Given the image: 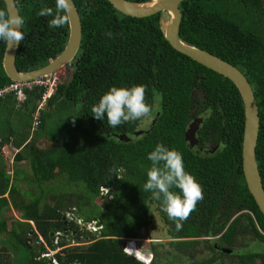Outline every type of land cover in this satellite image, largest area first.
Returning <instances> with one entry per match:
<instances>
[{
	"label": "trees",
	"instance_id": "obj_1",
	"mask_svg": "<svg viewBox=\"0 0 264 264\" xmlns=\"http://www.w3.org/2000/svg\"><path fill=\"white\" fill-rule=\"evenodd\" d=\"M14 1L25 18L16 67L20 72L42 68L63 51L68 24L49 28L53 17L37 16L42 7L54 8L55 0ZM73 2L81 44L68 80L57 85L39 110L38 127L32 131L44 87L25 89L27 99L19 107L12 94L0 98V146L18 149L15 161L30 167L28 175L13 168L11 177L0 153V264H51L40 251L54 249L56 233L87 243L66 247L61 236V249L52 258L57 264H145L124 249L139 230L152 226L154 212L173 242L167 252L152 245L149 264H220L217 247L237 244L236 236L251 235L264 244V216L242 173L244 106L235 85L170 47L160 28L166 13L133 18L107 0ZM0 9L6 10L3 0ZM179 9L180 39L235 66L253 89L260 118L255 157L264 189V0H181ZM5 46L0 41V88L12 83L2 69ZM140 84L147 86L146 101L152 107L151 121L144 127L139 120L111 127L106 114L104 120L94 118L92 106L112 86ZM194 107L203 122L196 133L198 143L190 148L184 134ZM40 139L44 148L36 144ZM158 143L180 151L185 170L203 186V200L179 231L161 202L143 187L151 167L148 154ZM22 183L27 188L34 184L37 195L29 196ZM62 186H75L77 194H55L50 196L53 205L44 202ZM98 196L106 201L101 207L94 203ZM11 208L20 220H11L8 227L2 214ZM70 208L84 224L95 222L100 228L91 232L66 219L65 209ZM197 246L205 257H186ZM238 259L241 264H264V252L240 254Z\"/></svg>",
	"mask_w": 264,
	"mask_h": 264
},
{
	"label": "water",
	"instance_id": "obj_2",
	"mask_svg": "<svg viewBox=\"0 0 264 264\" xmlns=\"http://www.w3.org/2000/svg\"><path fill=\"white\" fill-rule=\"evenodd\" d=\"M3 1L6 10L19 13L14 0ZM107 1L121 14L133 18H146L158 13H166L168 18L160 21V28L165 41L170 47L194 62L228 79L235 85L244 106V129L241 148L242 173L248 192L252 196L260 213L264 216V189L255 157L260 118L253 89L244 74L230 63L206 51L188 45L180 39L179 28L182 13L179 5L181 0H150L146 2H132L129 0ZM72 5L71 20L68 23L69 33L67 43L63 51L55 59L50 60L46 66L29 72H20L16 67V55L20 43L12 49H8L7 45L5 46L2 69L11 82H28L40 77H47L58 69L71 64L79 50L82 37L80 17L73 0ZM201 122V118L193 120L185 131L184 138L190 148L198 143L196 133ZM214 150L215 148L210 152L213 153ZM37 241L39 242V240ZM54 248L56 247L54 246ZM42 251L46 252L44 249ZM134 257L139 259L135 255Z\"/></svg>",
	"mask_w": 264,
	"mask_h": 264
},
{
	"label": "clouds",
	"instance_id": "obj_3",
	"mask_svg": "<svg viewBox=\"0 0 264 264\" xmlns=\"http://www.w3.org/2000/svg\"><path fill=\"white\" fill-rule=\"evenodd\" d=\"M72 8V0H55L54 8L45 6L36 14L39 17H53L48 22L49 28L63 27L71 20ZM24 24L25 18L20 16L18 12L0 9V41H3L8 49L18 46L24 40L25 34L22 31ZM50 76L52 77L53 74L47 77ZM146 92L147 86L143 84L132 87L112 86L100 97L98 103L92 106V115L98 120H104L106 114L107 122L111 127L149 116L152 107L146 101ZM20 104L17 103V106L19 107ZM4 149L7 154H4ZM9 152H16L17 154L18 149L13 151L8 145L0 146V153L4 158ZM148 159L151 161V167L147 170V180L143 186L144 191L151 192L152 197L161 202V210L167 214L170 220L175 222L178 231L182 230L183 223L196 210L198 202L204 198L203 186L194 175L185 170L183 155L176 149H169L162 143H158L154 150L148 154ZM174 188L179 189V191H173ZM38 240L41 242V238ZM44 250H46L44 254L49 253L47 248ZM124 251L134 250L125 248ZM127 254L134 257V254ZM49 256L50 254L46 258ZM140 261L145 263L142 259ZM149 263L146 262L145 264Z\"/></svg>",
	"mask_w": 264,
	"mask_h": 264
},
{
	"label": "rangeland",
	"instance_id": "obj_4",
	"mask_svg": "<svg viewBox=\"0 0 264 264\" xmlns=\"http://www.w3.org/2000/svg\"><path fill=\"white\" fill-rule=\"evenodd\" d=\"M167 18H168V15L166 14V18H164V19H167ZM71 71L72 70L69 68V65H67L63 68H60L55 73H53L51 80L54 79L56 81V87H57L58 84H62L68 80L69 76L71 75ZM55 90L56 89L52 90L53 94H54ZM51 96L44 100V93H43L42 99L39 102L37 113H35L33 115V121L34 122H36L38 120L39 110L45 108V105H46L47 101L51 98ZM197 96H198V94H197ZM17 103H19V102L17 101ZM138 120H139L138 124L141 127H144L146 124H148L151 121V118H150V116H146V117L140 118ZM1 124H3V123L1 122ZM34 130L35 129L32 128V131H34ZM36 144L38 147H41V148H44L46 146V144L43 142V139L38 140L36 142ZM4 151H5V149H4ZM5 153L7 154V151H5ZM15 154H16V152H14V153L9 152L8 155L6 156V161H8V164H9L8 168L6 167L7 174H9L12 177L14 175L13 168L16 167L17 169L22 170L24 172V175H28L30 173L29 165L25 161L24 162L15 161V159H14ZM21 180H22L21 177L18 178L19 183H21ZM59 181H60V179L53 181V182L55 184L56 183L58 184L61 182V181L60 182ZM43 187L47 188L46 185H44ZM21 188L25 192H27V194L29 196L37 195V189L35 188L34 184H33V187L27 188L26 184L22 183ZM100 191H102V193L105 195L104 189L100 188ZM60 193H75V194H77V188L75 186H72V187L62 186L61 188H58L54 192H51L50 195H48L47 197H44V202L46 201L47 203L53 205L55 202H53L50 199V196L55 195V194L58 195ZM5 196H7V194ZM105 202L106 201H105L104 197H102V196H98L94 200V203L100 207L103 206L105 204ZM9 207H11V205H9ZM73 210L74 209H72V208L65 209V213H64L65 218L68 220L74 219V220H76V224L79 227L84 226V229L91 231V232H95L97 226L94 224H96V223L95 222H88V223L84 224L85 222L83 221L84 222L83 223L82 219H80V218H82L81 215L77 214L78 216H75V214L72 213ZM68 211H72V212H68ZM3 217L8 220V227H9L11 220H20L19 219L20 213L17 212L16 210H13V208H11L10 211L2 214V218ZM152 218L154 221L152 226H150L148 229L143 228V229L139 230L137 233V236L134 239H130L127 241L125 248H130V249H133L134 251H127V252L124 251L125 253H129V254L135 253L137 257H138V255L140 257L142 256L143 258H141V259L143 261H145V263L151 262V260L153 258V254L151 251L152 245L155 244L156 247H158L160 251L167 252L168 251L167 248L170 247L169 244L173 242V239H171L167 235L166 227L163 225V223L160 222V220L158 219L155 212L152 214ZM31 224L33 226V223H31ZM55 236L56 237L54 238V246H57L56 244H57V242H59V238L61 236H65L64 240L66 241V247H72V246L87 244L86 242H84L82 240L80 241L81 243L77 244V241L72 239L69 235H63V234L61 235L60 233L59 234L56 233ZM241 238H242V241L244 244H246V245L249 244V248H247L245 250H241L240 254H251V253H255V252H264V244L258 243V242L255 243L254 240H251L250 237L241 236ZM238 239H239V243H240L241 239L239 236H238ZM238 239H237V243H238ZM239 246H240V244H239ZM47 249L52 252V253H50V252L48 253V254H50V256L47 259H51L52 260L51 263H53L54 262L52 259L53 255L56 254L57 252H59L61 248L57 246L53 250H51L50 248H47ZM236 249H238V248H236ZM189 251H191V252L188 253L187 255L185 253L184 254L186 255V257L191 258V259H195V260L196 259L200 260V259L204 258L206 255V252L201 248V246H197L195 248V250H189ZM17 252L21 253V254L23 253L22 250H20V251L18 250ZM37 252H38V250H37ZM41 253H44V252L43 251L40 252V256H43V254H41ZM226 264H228L227 260H226Z\"/></svg>",
	"mask_w": 264,
	"mask_h": 264
},
{
	"label": "built area",
	"instance_id": "obj_5",
	"mask_svg": "<svg viewBox=\"0 0 264 264\" xmlns=\"http://www.w3.org/2000/svg\"><path fill=\"white\" fill-rule=\"evenodd\" d=\"M33 86H40L46 89V92L44 93V100H45L53 94L52 90L56 89V81L54 79L51 80V76H50V77H40L30 82H13L11 84L5 85L4 87L0 88V98H5L9 96L10 94H12L19 103H23L27 99V96L24 90L27 88H32ZM37 110L35 111V113H37ZM39 123L40 121L38 117V120L36 122L33 121L32 128L36 129ZM94 225L97 226L96 230L100 228L98 224H94ZM82 228H84V226ZM42 254H43L42 257L48 256V254H45V255L44 253ZM54 264H57V263L54 261Z\"/></svg>",
	"mask_w": 264,
	"mask_h": 264
},
{
	"label": "flooded vegetation",
	"instance_id": "obj_6",
	"mask_svg": "<svg viewBox=\"0 0 264 264\" xmlns=\"http://www.w3.org/2000/svg\"><path fill=\"white\" fill-rule=\"evenodd\" d=\"M197 112H198L197 107H194L193 112L191 113L192 118H191V121L189 122V124L197 118H201L202 122H203V117H200ZM201 123H200V125H201ZM189 124H188V126H189ZM210 146L211 145H209V147ZM236 237L238 239V236H236ZM239 237L241 239L240 243H239V239H238V243L231 245L230 248L223 247V246L217 247L218 252H220V254H217L219 257L220 264H226V260H227L228 264H241L239 259H238V256L240 255V251L249 248V244H247V245L244 244L241 236H239ZM246 237H250L251 240H254L251 235H248V236L246 235ZM254 242L256 243L258 241L254 240ZM239 244H240V246H239ZM236 248H238V249H236ZM254 264H263V263H261V260H257Z\"/></svg>",
	"mask_w": 264,
	"mask_h": 264
},
{
	"label": "bare ground",
	"instance_id": "obj_7",
	"mask_svg": "<svg viewBox=\"0 0 264 264\" xmlns=\"http://www.w3.org/2000/svg\"><path fill=\"white\" fill-rule=\"evenodd\" d=\"M9 145V144H8ZM12 147V146H11ZM7 156V155H6ZM134 255H136L135 253H134ZM138 255V254H137ZM138 257H139V259L141 258L139 255H138Z\"/></svg>",
	"mask_w": 264,
	"mask_h": 264
},
{
	"label": "crops",
	"instance_id": "obj_8",
	"mask_svg": "<svg viewBox=\"0 0 264 264\" xmlns=\"http://www.w3.org/2000/svg\"><path fill=\"white\" fill-rule=\"evenodd\" d=\"M30 224H31V223H30ZM31 225H32V224H31ZM48 252L52 253L50 250H49Z\"/></svg>",
	"mask_w": 264,
	"mask_h": 264
}]
</instances>
